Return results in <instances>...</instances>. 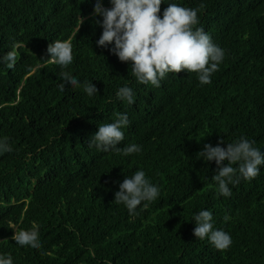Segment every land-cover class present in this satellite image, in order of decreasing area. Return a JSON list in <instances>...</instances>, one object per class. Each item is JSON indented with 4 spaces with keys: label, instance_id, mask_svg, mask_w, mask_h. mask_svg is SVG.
<instances>
[{
    "label": "trees",
    "instance_id": "16d2710c",
    "mask_svg": "<svg viewBox=\"0 0 264 264\" xmlns=\"http://www.w3.org/2000/svg\"><path fill=\"white\" fill-rule=\"evenodd\" d=\"M96 3L0 0V57L17 54L11 69L0 62V140L12 147L0 153V256L13 264H264V165L224 197L213 180L219 166L198 154L221 140L225 149L241 137L264 144V0H163L161 17L169 3L198 10L194 28L225 56L210 84L184 70L167 73L160 87L138 82L131 62L113 54L114 42L98 46ZM57 39L73 48L66 69L44 60ZM62 71L81 87L61 91ZM85 82L98 92L89 96ZM123 86L134 103L117 98ZM120 113L130 123L117 147L134 143L141 151L90 149L99 126ZM138 170L160 195L130 215L115 193ZM201 210L230 234L227 250L194 235ZM33 225L40 249L12 239Z\"/></svg>",
    "mask_w": 264,
    "mask_h": 264
},
{
    "label": "clouds",
    "instance_id": "9594fccd",
    "mask_svg": "<svg viewBox=\"0 0 264 264\" xmlns=\"http://www.w3.org/2000/svg\"><path fill=\"white\" fill-rule=\"evenodd\" d=\"M111 8L101 6L99 0L94 7V14L103 17L101 24L102 35L97 41L98 46L107 47L114 42L113 54L122 62H131L132 75L142 84L155 87L161 86V81L167 73H180L187 70L197 73L201 85L210 84L211 76L219 70L225 52L214 44L210 35L203 28H194L199 23L198 10L169 3L161 17L163 0H110ZM50 58L45 62L61 66L66 69L73 62V48L70 41L60 39L50 43L47 48ZM16 51L7 52L0 57V62L11 69L16 64ZM60 76L64 83L60 84L63 91L66 84L73 88L81 87L80 81L70 72L62 71ZM83 90L92 96L98 89L91 82L83 84ZM118 99L134 103L133 90L128 86L120 87L116 93ZM130 123L127 114H117L112 123L102 124L99 130L90 138L88 147H96L104 152H122L125 156L139 153L142 146L129 144L117 147L124 139L122 128ZM205 144L198 154L205 161H215L219 166L213 180L217 183V191L224 197L231 196L229 185H235L241 179L251 181L260 173L264 165V154L257 147L255 141L241 137L227 148ZM12 147L7 140H0V153L11 152ZM228 161L227 166L223 162ZM233 165H238L234 167ZM160 195V189L154 185L143 170L136 171L119 184V191L115 193L114 202L123 203L130 215L137 214L136 210L142 202L155 201ZM147 207V203L144 204ZM225 221L229 216L225 215ZM196 227L194 235L198 239L207 238L217 250H227L232 244L229 233L214 229L213 214L210 210H201L194 216ZM13 240L20 246H30L33 249L42 247L39 232L35 225L30 230L15 231ZM0 264H13L10 255L0 256Z\"/></svg>",
    "mask_w": 264,
    "mask_h": 264
},
{
    "label": "water",
    "instance_id": "95a60500",
    "mask_svg": "<svg viewBox=\"0 0 264 264\" xmlns=\"http://www.w3.org/2000/svg\"><path fill=\"white\" fill-rule=\"evenodd\" d=\"M261 152H264V144H263V146L261 147Z\"/></svg>",
    "mask_w": 264,
    "mask_h": 264
}]
</instances>
